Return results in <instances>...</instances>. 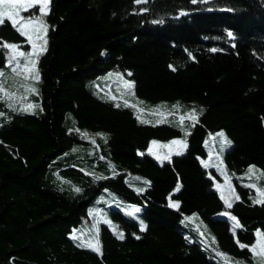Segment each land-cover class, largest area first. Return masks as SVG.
Wrapping results in <instances>:
<instances>
[{"label": "trees", "instance_id": "trees-1", "mask_svg": "<svg viewBox=\"0 0 264 264\" xmlns=\"http://www.w3.org/2000/svg\"><path fill=\"white\" fill-rule=\"evenodd\" d=\"M46 22L39 95L28 100L43 110L23 112L19 100L0 96V264H220L217 245L233 261L255 264L219 213L239 219L242 243L264 230V206L252 203L254 190L238 179L250 165L264 170V0H51ZM0 41L29 48L7 22ZM0 68L7 70L2 54ZM109 71L135 82L131 100L146 109L179 103L203 110L194 128L188 122L183 155L161 163L148 154L152 139L183 133L177 119L139 123L133 108L109 98L122 90L116 78L101 79ZM219 130L232 141L222 156L240 196L231 209L215 188L218 171L201 164ZM131 206L141 209L139 218L122 210ZM96 208L125 236L101 222L102 254L71 239Z\"/></svg>", "mask_w": 264, "mask_h": 264}, {"label": "snow or ice", "instance_id": "snow-or-ice-1", "mask_svg": "<svg viewBox=\"0 0 264 264\" xmlns=\"http://www.w3.org/2000/svg\"><path fill=\"white\" fill-rule=\"evenodd\" d=\"M198 2H207V0H191V3L196 4ZM149 0H134V4H148ZM51 9V0H0V27L6 25V22L17 31L22 37L26 38V44L30 46V50L25 51L22 49V46L17 43H8L0 41V48L4 51L0 54L5 56V66L10 71H5L3 68H0V96L8 101L19 100L22 103V106L19 108L23 112H32L34 114L36 108L42 107L39 103H24L29 95H39V88L36 87L37 84L41 82V72L39 69V63L41 58L48 51V31L49 25L46 22V17L49 15ZM35 10V11H33ZM148 8H141L139 12L135 14H141L147 12ZM24 12H29L30 15L25 17L22 15ZM180 15H186V13L181 12ZM152 23H163L162 20H154ZM228 37L233 38V33L228 32ZM219 49L212 48L210 51L216 52ZM190 55V54H189ZM195 59V57H192ZM173 71H176V68L169 66ZM116 81L121 85V88H118L117 91L121 92V97L124 95L135 96V82L130 81L124 78L123 74L115 73ZM127 76H132L131 72L127 73ZM6 81H11L12 85L17 86L18 90L23 89V95L18 96L16 92H11L6 87ZM109 98L116 100L115 96L108 94ZM143 103L142 101H138ZM8 106L16 111L12 103H9ZM124 107H131L136 112V117L139 123L149 124L153 123L151 120H146L141 117V113L144 112L143 108L137 107L136 104H129L128 100H124ZM115 107H121V104L117 102ZM165 105H159L153 109H150L151 113H159V117L155 121V124L169 123L166 119V115L171 113H165L161 109L165 108ZM180 105L177 103L173 106V111H179ZM197 112L196 108L193 107L189 112L184 115L179 116L178 121L175 122L176 126L184 133L183 139H173L168 144H158L156 141L151 142V147L148 149V154L154 156L158 161L163 163L164 161H171L173 155H183L187 150V137L191 135V131L184 127V121L187 118L191 127H195L199 123V115L202 114ZM5 113L0 112V116H4ZM153 124V126H155ZM79 131V129H76ZM83 135L87 136V133ZM97 135L104 138L105 143L107 139L105 134L98 133ZM95 143V140H92ZM210 142L214 146L217 143L219 144V151L217 152L215 147L212 148V151L209 152L208 160H201L202 166L207 169L210 167H215L221 174L224 175L225 183L223 185L217 183L215 185L217 191L220 193V199L223 201L224 205L231 209L234 206V203L240 201V196L235 191V187L231 183V177L227 172V168L223 163L222 154L223 152L232 146V141L227 137V135L220 131L214 136L210 137ZM161 149H167V151L162 152ZM212 152H216V155L213 157ZM144 155V153H140ZM113 173L115 175V169L113 167ZM103 177H96V179H102ZM238 179L244 180L247 179L248 183L244 184V187L254 190L255 196L251 197L252 203L255 205L264 206V185H261L259 181L264 179V170L259 169L255 165H250L242 177ZM145 183H149L145 181ZM179 188H177V191ZM76 192H80L81 189L75 188ZM138 192L144 191V189H137ZM170 207L179 210L180 205L178 202H170ZM141 209L135 207L130 211L126 212V215L129 217H135L136 213H139ZM91 215L94 217L99 216L97 224L93 225V228L89 230L88 233H85L81 230H73L71 234V239L78 241L77 247L91 249L92 251L102 254V248L99 242V227L98 224L102 221L104 224H107L112 227V231L117 236L118 239L123 240L125 238L122 231H117V226L112 225V222L105 218L101 213L92 212ZM222 215L228 217L232 221L231 231L236 237L235 243L241 250L247 249L251 253V258L255 264H264V230L257 229L254 232V242L251 245L242 243L237 237V230H243L239 219L232 215L230 212H224ZM193 217H185L184 220H192ZM140 230L146 231L147 225L140 221ZM200 236H204V232L197 229ZM137 239L140 237L137 236ZM203 246L207 250L211 245L203 242ZM215 237H211V244H216ZM215 255L220 258V264H243L242 261L236 260L233 261L232 258L219 251L218 245L217 248L213 249Z\"/></svg>", "mask_w": 264, "mask_h": 264}, {"label": "rangeland", "instance_id": "rangeland-1", "mask_svg": "<svg viewBox=\"0 0 264 264\" xmlns=\"http://www.w3.org/2000/svg\"><path fill=\"white\" fill-rule=\"evenodd\" d=\"M22 15H24L25 17H27V16H29L30 14H28V12H24V13H22ZM21 46H22V45H21ZM22 49L25 50V51L30 50V48L27 49V48H24L23 46H22ZM7 71H10V70L7 69L6 72H7ZM115 73H120V74H122V72L109 71V72L103 74V75L101 76V79H102V80H106V79L108 80V79H110V78H115V75H111V74H115ZM98 81H99V80H98ZM6 87L8 88L9 91H11V92H16L18 96H21V95L24 94V93H23V89L20 88V89L18 90V85H17V86L12 85L11 81H6ZM37 87H38V85H37ZM108 90H109V89H108ZM122 90H123V89H122ZM109 93H110L111 96H115L111 91H109ZM29 96H30V95H29ZM29 96H28L27 99H26V103H31V102L28 101V100H30V99H29ZM115 97H116V100H118V101H124V100L126 99V100H128V102H129L130 104H136L137 107L143 108V109H144V112L141 113V117H142L143 119H146V120H151L152 122H155V121L157 120V118L159 117V113H151V112H150V109H153V108H155V107H157V106H159V105H165V106H166L165 108L161 109V111H163V112H165V113H171L170 115H166V119H167V120H170L172 117H176V119H177V121H178L179 116L186 114L187 112H189V111L192 109V108H191V109H185V108L183 107V105L179 104V105H180L179 111H175V112H174V111H173V106L176 105L177 103L172 104V105H168V104L161 103V104H157V105L151 107L150 109H146V108H144L141 104L136 103L134 100L132 101V100H131V96L124 95L123 97H121V94H120V96H115ZM132 97H133V96H132ZM27 101H28V102H27ZM184 109H185V110H184ZM188 122H190V121L186 118L185 121H184V127L187 128L188 130H190V129H189V124H188ZM220 131H223V132L225 133L224 130H219V131L215 132L214 134H212V136H214L216 133H218V132H220ZM225 134H226V133H225ZM92 135H95V134H92ZM226 135H227V134H226ZM227 137H228V135H227ZM183 138H184V133H182V134H181L180 136H178V137H173V138L168 139V140H161V139H156V138H154V139H152V141H156V142H158V144H168V143H170L173 139H183ZM228 138H229V137H228ZM152 141H151V142H152ZM151 146H152V145H150V147H151ZM207 147H208V149H209V152L212 151V148H213V147H215L216 151L218 152L220 146H219L218 143H217L216 145L213 146V145L211 144V142H210V139H209V140L207 141ZM160 151L165 152V151H167V149H161ZM225 151H226V150H225ZM225 151H224V152H225ZM224 152H223L222 156L224 155ZM212 155H213V157H214V156L216 155V152H212ZM208 159H209V153H208V158H207V159H203V160H208ZM210 168H214V169H216L215 167H210ZM216 170H217V169H216ZM217 171H218V170H217ZM218 173H219V175L221 176V179L216 178V179H215V185H216L217 183L223 185V184L225 183L224 175L221 174L220 171H218ZM231 183H232V181H231ZM232 185H233V183H232ZM215 188H216V187H215ZM137 207H138V206H137ZM126 208H127V207H124L122 210H124V211H130V210H132L133 208H135V206L128 207L127 209H126ZM92 212H98V213H101L105 218H107V217L104 215V211H103L102 209H100V208H96V209H94L93 211H91V213H92ZM140 212H141V211H140ZM140 212H139V213H136V215H135L136 218H139V217H140V216H139ZM224 212H230V211H229V210H223L221 213H219V215L225 217L224 215H222ZM91 213H90V217H89L88 219L85 220V224H84V226L81 228L85 233H88L89 230L93 228V225H96V224H97V220L99 219V216L94 217L93 215H91ZM230 213H231V212H230ZM231 214H232V213H231ZM107 219H108V218H107ZM108 220H109V219H108ZM101 222H102V221H101ZM101 222H100V223H101ZM100 223H99V224H100ZM99 224H98V225H99ZM112 225H113V224H112ZM81 229H79V230H81Z\"/></svg>", "mask_w": 264, "mask_h": 264}, {"label": "crops", "instance_id": "crops-1", "mask_svg": "<svg viewBox=\"0 0 264 264\" xmlns=\"http://www.w3.org/2000/svg\"><path fill=\"white\" fill-rule=\"evenodd\" d=\"M29 48H30V46H29ZM29 48H27V49H29Z\"/></svg>", "mask_w": 264, "mask_h": 264}]
</instances>
